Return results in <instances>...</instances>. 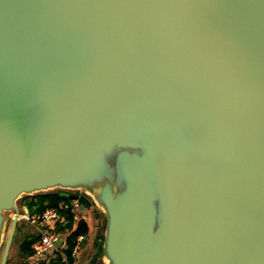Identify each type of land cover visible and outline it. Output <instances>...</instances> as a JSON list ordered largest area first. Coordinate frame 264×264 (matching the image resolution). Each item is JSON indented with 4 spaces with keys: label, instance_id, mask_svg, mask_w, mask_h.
<instances>
[{
    "label": "water",
    "instance_id": "obj_1",
    "mask_svg": "<svg viewBox=\"0 0 264 264\" xmlns=\"http://www.w3.org/2000/svg\"><path fill=\"white\" fill-rule=\"evenodd\" d=\"M55 188L102 264H264V0H0V264Z\"/></svg>",
    "mask_w": 264,
    "mask_h": 264
},
{
    "label": "crops",
    "instance_id": "obj_2",
    "mask_svg": "<svg viewBox=\"0 0 264 264\" xmlns=\"http://www.w3.org/2000/svg\"><path fill=\"white\" fill-rule=\"evenodd\" d=\"M31 200L33 199L35 201V197H30ZM63 208H59L58 212L60 214V219L57 222V231L60 233V239L63 240L62 235L66 234L67 230L61 229V225L65 223V212L69 210L70 213L73 214L74 219H79L82 217L88 218L89 222H92V236L85 237V240H83L80 244V248L77 250L76 254L73 255V261L71 264H88L92 263V261H95V259L98 258V255L100 257V254H98L99 250V227H101V215L102 213L94 206L91 205L90 207L84 206L83 209H80L79 211L73 213L71 211V202L69 199H67L63 204H61ZM25 206H28L29 213L37 212L35 207H29V204L27 203V200L24 201V203L19 207L20 209V215L25 214L24 208ZM53 207V206H51ZM22 212V214H21ZM13 218V213L11 214V219ZM21 221H25L24 219H21ZM35 235H33V238L35 240L39 236V230H41V227L35 228ZM26 239L22 240L21 238L17 237L15 239V235H13L12 243L10 245L9 254H8V261L12 264H51V258H53L55 255H58L59 261H64L63 259H67L66 254L63 252V245L64 240L59 248L51 249L50 252H48L46 255L43 256H36L33 251L31 250L30 254H25L23 251V243L26 242ZM29 240V239H28ZM27 240V241H28ZM32 246V245H31Z\"/></svg>",
    "mask_w": 264,
    "mask_h": 264
},
{
    "label": "trees",
    "instance_id": "obj_3",
    "mask_svg": "<svg viewBox=\"0 0 264 264\" xmlns=\"http://www.w3.org/2000/svg\"><path fill=\"white\" fill-rule=\"evenodd\" d=\"M67 199L60 195V192L40 194L35 197V201L32 199L29 203V207H35L37 212L44 210L47 207H56L57 209L63 208L61 206ZM65 223L60 224L61 229L67 230L66 234L62 235L64 245L62 247L63 252L66 254V261H61L59 264H71L73 257L71 255L73 246L75 244L78 235H84L85 237L92 236V222L87 220L88 218L82 217L74 219L73 214L67 210L65 212ZM35 241V238L29 239L23 243V251L25 254H30L32 248L31 245ZM60 260V259H59Z\"/></svg>",
    "mask_w": 264,
    "mask_h": 264
},
{
    "label": "built area",
    "instance_id": "obj_4",
    "mask_svg": "<svg viewBox=\"0 0 264 264\" xmlns=\"http://www.w3.org/2000/svg\"><path fill=\"white\" fill-rule=\"evenodd\" d=\"M71 211L73 213L79 211L81 202L78 199L70 200ZM63 204V203H62ZM62 206V205H61ZM22 214V212H21ZM14 215V214H13ZM19 218L24 219L29 225L39 228V236L32 243V251L36 256H43L55 249V243L61 238L60 233L57 231V222L60 219V214L56 207H47L40 212L19 214ZM85 239L84 235H78L72 249L71 255H75L80 248L81 242ZM65 261V259H63Z\"/></svg>",
    "mask_w": 264,
    "mask_h": 264
},
{
    "label": "rangeland",
    "instance_id": "obj_5",
    "mask_svg": "<svg viewBox=\"0 0 264 264\" xmlns=\"http://www.w3.org/2000/svg\"><path fill=\"white\" fill-rule=\"evenodd\" d=\"M61 191L64 192L65 190H61V189L55 188V189H50V190H47V191L35 192V193H33V194L29 195V196L22 195L17 200V206L20 207L24 203V201L27 200L28 197H36L37 195H40V194L54 193V192H61ZM76 192H78V191H76ZM11 214H12L11 212H7L6 213V215H7V222H6V225H5L4 239H5L6 235H7V231L9 229V226H10V223H11V220H12L11 219ZM100 223H101V227H99V235H100L99 243L102 240L103 230H104V224H105V219H104V215L103 214L101 215ZM35 233L36 232H35V229H34L33 226L29 225L26 221H20L17 224V226H16L14 235H15V239H17V237H19L22 240L26 239L25 241H27L28 239H31L33 237V235H35ZM3 243H4V241H3ZM3 243H2V246L0 248V251L3 248ZM59 263H60V261L58 259V255H55L53 258H51V264H59ZM88 264H102L99 255H98V258L95 259V261H92V263L90 262Z\"/></svg>",
    "mask_w": 264,
    "mask_h": 264
}]
</instances>
